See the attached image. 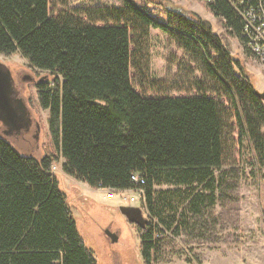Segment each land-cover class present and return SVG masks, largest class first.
Instances as JSON below:
<instances>
[{
    "label": "trees",
    "instance_id": "trees-1",
    "mask_svg": "<svg viewBox=\"0 0 264 264\" xmlns=\"http://www.w3.org/2000/svg\"><path fill=\"white\" fill-rule=\"evenodd\" d=\"M121 1L84 19L79 12L52 15L49 0H0V53L19 52L50 76L36 81V97L65 174L118 189L136 187L132 175L139 174L148 214L139 228L140 264H154L183 231L206 228L233 144L264 178V101L208 19L176 5L164 7L160 22L134 0ZM203 4L250 55L237 10L225 0ZM150 27L183 51L175 90L185 94L134 89L132 45ZM56 158L53 151L24 154L0 135V264H99L69 205L84 201L63 186L52 169Z\"/></svg>",
    "mask_w": 264,
    "mask_h": 264
},
{
    "label": "rangeland",
    "instance_id": "rangeland-1",
    "mask_svg": "<svg viewBox=\"0 0 264 264\" xmlns=\"http://www.w3.org/2000/svg\"><path fill=\"white\" fill-rule=\"evenodd\" d=\"M156 1L158 0H134L137 6L145 9L158 21L164 22L165 8ZM168 1L174 6L185 7L208 19L213 25V30L223 34L232 55L240 58L247 72L252 74L249 73L256 89H264V62L251 54L247 55L242 43L224 31L203 3L192 0ZM121 3V0H49V9L52 15L60 11L79 12L80 16L86 19L85 12H103L106 7L120 6ZM132 48L137 51L136 59L139 61V69L130 70L132 85L136 91L146 95L159 93L160 90H167L173 95L185 94V91L175 90L181 81L176 79V74L181 70L178 61L180 57H184V53L167 33L150 27L148 35L141 39L138 45L133 44ZM0 62L9 69L18 96L24 99L31 118L27 129H20L18 132L13 130L11 133L5 132L7 127L0 122V135L6 137L24 154L40 156L53 151L57 155L52 169L61 178L63 186L73 190L77 196L75 200L84 201L81 205L86 207H80L81 205L78 206L72 201L69 205L72 207L78 229L99 264H128V256L133 251L132 258L137 259V264H140V227L127 222L125 217L117 212L118 206L124 203L120 196L107 198L106 190L99 191L68 176L61 169L62 157L51 150L53 147L48 131V113L40 108L35 88L36 81L43 76L45 79L50 76L31 67L19 52L0 53ZM226 154L228 156L221 167V170L227 172L226 180L222 188L217 190L216 202L206 211V228L203 227L202 231L192 234L183 231L175 237L173 244L162 249L154 264H264V178L259 179L250 172V167L245 163L237 145L233 144ZM80 190L82 195L93 199L87 200L86 196H78ZM142 208L144 214L148 215L146 209ZM107 228L118 231L117 242H111L105 236L104 230Z\"/></svg>",
    "mask_w": 264,
    "mask_h": 264
},
{
    "label": "water",
    "instance_id": "water-1",
    "mask_svg": "<svg viewBox=\"0 0 264 264\" xmlns=\"http://www.w3.org/2000/svg\"><path fill=\"white\" fill-rule=\"evenodd\" d=\"M162 2H164V6ZM159 3L165 8H176L168 0H160ZM256 93L264 101V89H257ZM30 120L29 109L24 99L18 96L9 69L0 62V122L7 127L5 132L11 133L13 130L18 132L20 129H27ZM117 209L127 222L134 223L140 228L144 227L148 221V216L144 214L143 208L139 205L122 204ZM104 234L110 238L111 242L118 240V234L108 228L104 230Z\"/></svg>",
    "mask_w": 264,
    "mask_h": 264
},
{
    "label": "built area",
    "instance_id": "built-area-1",
    "mask_svg": "<svg viewBox=\"0 0 264 264\" xmlns=\"http://www.w3.org/2000/svg\"><path fill=\"white\" fill-rule=\"evenodd\" d=\"M192 1L209 3L219 0ZM225 1L231 4L235 10H237L243 20L242 36L251 55L264 62V0H259L255 4L246 2L245 0ZM132 179L136 184V187L133 188H95H97V190H102L103 192L106 190L105 195L107 198H112L115 195H118L123 200V204L139 205L143 207L142 203L144 191L140 184L142 180L137 173H133Z\"/></svg>",
    "mask_w": 264,
    "mask_h": 264
},
{
    "label": "flooded vegetation",
    "instance_id": "flooded-vegetation-1",
    "mask_svg": "<svg viewBox=\"0 0 264 264\" xmlns=\"http://www.w3.org/2000/svg\"><path fill=\"white\" fill-rule=\"evenodd\" d=\"M157 3H159L160 2V0H158V1H156ZM160 4V3H159ZM164 4V2H162V5ZM161 5V4H160ZM164 6V5H163ZM31 121V120H30ZM116 211V210H115ZM117 212H120L119 210H117ZM115 232L117 233V234H119L118 233V231L117 230H115ZM106 236V235H105ZM106 237H108V236H106ZM109 238V237H108ZM110 239V238H109ZM118 240H119V235H118ZM111 241V240H110ZM117 242V241H116ZM134 251L132 252V254L130 255V256H128V258L130 259V261H129V263L128 264H133V261L135 262L134 264H137L138 262H137V259H135V258H132L134 255Z\"/></svg>",
    "mask_w": 264,
    "mask_h": 264
},
{
    "label": "crops",
    "instance_id": "crops-1",
    "mask_svg": "<svg viewBox=\"0 0 264 264\" xmlns=\"http://www.w3.org/2000/svg\"><path fill=\"white\" fill-rule=\"evenodd\" d=\"M99 191H102V190H99ZM97 193H98V192H97ZM97 193H96V194H97ZM180 264H183V262H182V263H180Z\"/></svg>",
    "mask_w": 264,
    "mask_h": 264
}]
</instances>
